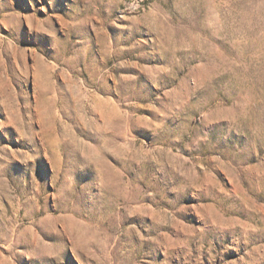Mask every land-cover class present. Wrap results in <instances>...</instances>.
Instances as JSON below:
<instances>
[{
	"label": "rangeland",
	"instance_id": "1",
	"mask_svg": "<svg viewBox=\"0 0 264 264\" xmlns=\"http://www.w3.org/2000/svg\"><path fill=\"white\" fill-rule=\"evenodd\" d=\"M0 264H264V0H0Z\"/></svg>",
	"mask_w": 264,
	"mask_h": 264
}]
</instances>
